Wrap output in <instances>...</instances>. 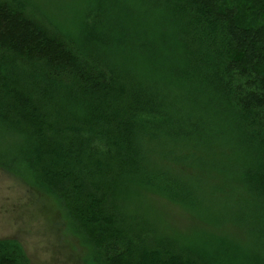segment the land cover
<instances>
[{"label": "trees", "instance_id": "trees-1", "mask_svg": "<svg viewBox=\"0 0 264 264\" xmlns=\"http://www.w3.org/2000/svg\"><path fill=\"white\" fill-rule=\"evenodd\" d=\"M71 1L0 0V167L83 264H264V0Z\"/></svg>", "mask_w": 264, "mask_h": 264}, {"label": "rangeland", "instance_id": "rangeland-1", "mask_svg": "<svg viewBox=\"0 0 264 264\" xmlns=\"http://www.w3.org/2000/svg\"><path fill=\"white\" fill-rule=\"evenodd\" d=\"M40 3L60 14L71 0H25ZM62 14V13H61ZM64 14V13H63ZM61 15L65 17L66 15ZM10 157V155H8ZM16 168V166H14ZM180 215H185L176 209ZM171 207L168 215H179ZM187 216V215H185ZM172 218L179 229L189 220ZM193 226V221H192ZM0 239L19 242L31 264H83L86 248L68 228L67 220L51 197L34 189L21 176L0 167Z\"/></svg>", "mask_w": 264, "mask_h": 264}]
</instances>
